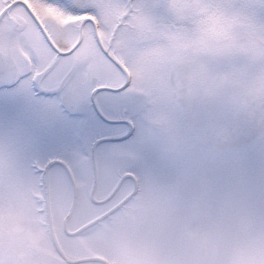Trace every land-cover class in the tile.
Masks as SVG:
<instances>
[{
    "label": "snow or ice",
    "instance_id": "1",
    "mask_svg": "<svg viewBox=\"0 0 264 264\" xmlns=\"http://www.w3.org/2000/svg\"><path fill=\"white\" fill-rule=\"evenodd\" d=\"M0 41V127L41 177L162 175L167 142L214 136L264 182V0H0Z\"/></svg>",
    "mask_w": 264,
    "mask_h": 264
},
{
    "label": "rangeland",
    "instance_id": "2",
    "mask_svg": "<svg viewBox=\"0 0 264 264\" xmlns=\"http://www.w3.org/2000/svg\"><path fill=\"white\" fill-rule=\"evenodd\" d=\"M184 151L186 156L178 163L181 165L180 170L172 171V174L167 176H150V196L146 193L140 195V198H150L152 203L150 222L143 220L147 217V212L143 207H139L138 219L122 224L115 220L103 221L100 226L92 229L98 232V229L104 228L102 230L106 234V245L104 247L102 242H99L98 255H106L114 260L120 258L123 252L120 253L112 243L113 237L117 240V235L121 232L131 231L133 240L135 234L139 242H144L138 250L137 264H184L183 248L192 244L193 252H199L208 234H222L220 236L223 238L227 227L225 217L231 213V222H236V227L232 232V250L224 264H237L238 259L244 260V257L245 264H259L255 253L264 250V182H261L257 175L250 173L243 188L244 195L241 191V195L235 197L234 203L232 202L233 205L222 206L215 201L213 194L204 197L203 193L206 194L207 190H211V186H215V178H224L230 165L232 168L238 166L233 152H210L199 148L192 140H186ZM24 163V170L11 174L9 183L0 186V235L5 233L4 224L9 216L19 220L21 226L18 231H26L28 227L39 225V217L35 216L38 205L32 196V192L36 190L38 175L31 169L27 160ZM88 166L90 162L85 158L77 162L74 170L70 169L81 200L88 197V189L93 182V175L85 170ZM169 167L172 165L168 162L167 168ZM243 172H239L241 178L244 177ZM50 175L54 188V209L57 220L61 222L69 212L74 190L71 180L62 168L52 169ZM144 178L146 182L149 176ZM217 188L215 186V189ZM202 198L207 200L201 201ZM60 199L65 205L60 203ZM80 205L79 211L73 217L79 226L91 222L97 215L92 216L93 211L99 210L97 207L87 208L83 202ZM98 237L99 241H103L100 235ZM2 246L3 240L0 238V258L4 256ZM13 257H10V262H13Z\"/></svg>",
    "mask_w": 264,
    "mask_h": 264
},
{
    "label": "flooded vegetation",
    "instance_id": "3",
    "mask_svg": "<svg viewBox=\"0 0 264 264\" xmlns=\"http://www.w3.org/2000/svg\"><path fill=\"white\" fill-rule=\"evenodd\" d=\"M68 22V20L64 21V23ZM3 47V41H0V51L3 50ZM192 142L199 148H204L210 152L232 151L226 141L217 139L214 136H209L202 142ZM185 144L186 140L176 137L164 145L163 150L167 154L168 162L172 167L167 168L163 175H171L172 171L180 170L179 166L181 165H178V163L186 156L184 151ZM25 160L26 158L22 152L11 147L7 129L0 127V186L9 183L11 174L15 172L20 173V171L24 170L23 167L26 165L24 163ZM87 161L90 162V166L85 170L93 175L91 188L88 189L89 195L83 200L78 197L73 213L70 216L74 203L73 199L69 212L61 222L57 220L54 209V188L51 179L49 184V198L45 197L44 199L39 183L42 177L35 172L38 175V182L36 184L37 191L32 192V196L35 197V202L38 205L35 216L36 218L37 216L39 217V225L36 227L35 224L33 228L28 227L26 231H18V227L21 226L19 220L11 219V216H9V219L4 224L5 233H3L4 235H0V238L3 240L1 249L4 255L0 258L3 260L0 261V264H95L96 261H100H92L95 258L107 260L109 264L139 263L138 250L142 248L144 242L142 240L139 242L135 234L133 240L131 237L133 232H121L120 235H117L119 237L117 240H115V236L113 237L112 243L117 246V250L120 253L121 251L123 252V255L120 254V258L118 257L114 260L106 255H98L97 253L99 251V242H102L101 244L104 247L106 245V234L102 230L104 228L98 229V232L92 231V229L95 226H100L103 221L112 222L115 220L122 224L128 220L133 221L138 219L139 207H143L147 212V217L143 220L150 222V204H152L150 203V198H140V195L143 193L150 196V176L146 182L144 177L140 180L128 178L125 170L132 168L135 163L134 157L130 155L113 154L107 159L92 161L87 159ZM231 166H229L227 178L224 180L227 187L226 204L228 206L233 205L235 197L238 196L235 194V191L242 189L247 178L250 176V172L241 167L240 164L236 168H232ZM62 170L64 171V169ZM242 170L244 171V177L241 178L239 172ZM214 185H219V179L215 178ZM73 190L75 191L74 187ZM217 195L216 192L215 196L218 198ZM217 198L215 201L218 202L219 200ZM200 200L205 202L207 199L202 198ZM57 201L59 203V199ZM44 202L50 207L49 210L48 208L46 209L48 214V222L46 224L42 221V207ZM82 202L87 208L97 207L99 209L98 211H93L92 216L97 215L91 222L105 216L104 219L84 230L81 229L91 222L79 226L73 220L74 214L79 211ZM60 203H62L61 199ZM62 204L65 205V203ZM107 207L109 209H106ZM134 214L137 215L135 216ZM44 226L46 230H44ZM36 228H40V230ZM98 235L101 236L103 241H99ZM11 256H14L11 259L13 262H10ZM102 262L103 264H108L105 261Z\"/></svg>",
    "mask_w": 264,
    "mask_h": 264
},
{
    "label": "trees",
    "instance_id": "4",
    "mask_svg": "<svg viewBox=\"0 0 264 264\" xmlns=\"http://www.w3.org/2000/svg\"><path fill=\"white\" fill-rule=\"evenodd\" d=\"M230 214L231 213H228V215L225 217L227 227L223 238L220 236L222 234H219L218 236L208 235L203 248H201L199 252H193L191 246L184 248L185 251L183 250L182 252L185 261L184 264H203V262L204 264H224L226 262L227 255L232 250V237L230 233L232 232V229L236 227V222H231L232 218ZM235 220L236 219H234V221ZM180 256H182V254H180ZM237 264H245V257L244 260L239 258Z\"/></svg>",
    "mask_w": 264,
    "mask_h": 264
},
{
    "label": "water",
    "instance_id": "5",
    "mask_svg": "<svg viewBox=\"0 0 264 264\" xmlns=\"http://www.w3.org/2000/svg\"><path fill=\"white\" fill-rule=\"evenodd\" d=\"M46 182H47V178H46Z\"/></svg>",
    "mask_w": 264,
    "mask_h": 264
}]
</instances>
